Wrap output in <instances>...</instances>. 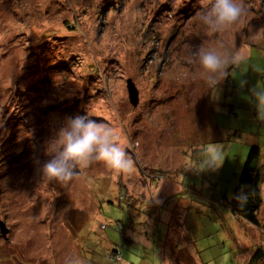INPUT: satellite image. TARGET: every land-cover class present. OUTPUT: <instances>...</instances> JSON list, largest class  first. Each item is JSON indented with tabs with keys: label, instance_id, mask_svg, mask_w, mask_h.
<instances>
[{
	"label": "rangeland",
	"instance_id": "rangeland-1",
	"mask_svg": "<svg viewBox=\"0 0 264 264\" xmlns=\"http://www.w3.org/2000/svg\"><path fill=\"white\" fill-rule=\"evenodd\" d=\"M242 3L212 33L199 19L208 0H0V149L14 156L0 159V264H250L264 183L262 229L218 199L231 197L247 133L264 160V0ZM220 45L243 59L214 85L190 53ZM76 116L111 127L132 169L93 162L66 184L42 179L45 142ZM213 145L223 162L204 168Z\"/></svg>",
	"mask_w": 264,
	"mask_h": 264
},
{
	"label": "clouds",
	"instance_id": "clouds-1",
	"mask_svg": "<svg viewBox=\"0 0 264 264\" xmlns=\"http://www.w3.org/2000/svg\"><path fill=\"white\" fill-rule=\"evenodd\" d=\"M246 12L242 0H208V5L200 12L199 19L209 32H221L235 24ZM223 46L200 47L190 55L195 57L207 80L217 85V78L224 75L230 63H238L242 57L227 50ZM254 95L260 104H264V91H255ZM48 159L40 167L42 179L61 183L70 182L78 170L88 168L93 162H102L116 173H126L133 167V161L122 143L118 142L114 130L108 125L89 119L88 116L68 118L44 145ZM223 162V154L213 145L205 167L218 168L213 161ZM203 168V169H204ZM236 199H243L241 193ZM119 259V258H118ZM67 264H82L76 257ZM119 264H126L119 259Z\"/></svg>",
	"mask_w": 264,
	"mask_h": 264
},
{
	"label": "trees",
	"instance_id": "trees-1",
	"mask_svg": "<svg viewBox=\"0 0 264 264\" xmlns=\"http://www.w3.org/2000/svg\"><path fill=\"white\" fill-rule=\"evenodd\" d=\"M235 65V64H234ZM231 65V68L234 66ZM234 69V68H233ZM229 71V70H228ZM230 73V71H229ZM226 83H229V75L227 73L226 75ZM230 84V83H229ZM37 97V95H36ZM27 108V104L24 105ZM230 115H234L233 109H230L229 112ZM247 138L249 139L247 141V152L245 155V161L244 164L239 171L238 174L236 172L234 173V176H236V179L234 177L233 181V190L230 199H228L227 192L223 193L222 196H219V203L221 205H224V202H226L225 206L231 213V215L241 221H245L249 224H252L256 226L258 229H262L263 224L261 223V220L258 217L259 212L261 211V208L263 206V197L261 194V186L264 183V164H263V153L262 149L258 143L257 135L256 134H246ZM246 141V140H245ZM246 143V142H245ZM8 147H4L0 149V159L7 160V164L11 165V162H14V156L11 154H6L8 152ZM190 169V166H188L187 163H181L178 168L172 169L171 173H180L181 171H184V169ZM171 170V169H170ZM80 170H78L79 172ZM154 171V170H153ZM158 171V177L164 178L165 172L162 170ZM116 173V172H115ZM126 176V175H125ZM148 177L151 176L147 175ZM128 176L124 177L123 175H118L116 178L117 180V186L123 185L122 182L126 184L127 181H130L127 179ZM120 178V179H119ZM165 178H171V177H165ZM141 181V179H140ZM138 183L140 185H143V182ZM130 185V183H129ZM128 185V187H129ZM147 185L148 184H144ZM140 187V186H139ZM131 188V187H130ZM131 190V189H130ZM137 188L135 192H137ZM134 192V191H133ZM241 193L243 196V199H236L235 197L237 194ZM130 200V199H128ZM118 224V223H117ZM260 234V233H259ZM261 238V236H260ZM262 243L264 239L261 238ZM114 252H118L117 248H115ZM119 254V253H118ZM264 259V246L255 248L252 251L250 264H260V261ZM164 257L162 258L161 262L159 264H162ZM115 261L116 259L113 257H110V261ZM149 260L146 262V264H149Z\"/></svg>",
	"mask_w": 264,
	"mask_h": 264
},
{
	"label": "water",
	"instance_id": "water-1",
	"mask_svg": "<svg viewBox=\"0 0 264 264\" xmlns=\"http://www.w3.org/2000/svg\"><path fill=\"white\" fill-rule=\"evenodd\" d=\"M126 89L128 93V101L133 107H135L138 104V91L134 83L130 79L126 81ZM0 231L1 234L5 237L8 230L7 228H5L2 222H0Z\"/></svg>",
	"mask_w": 264,
	"mask_h": 264
},
{
	"label": "crops",
	"instance_id": "crops-1",
	"mask_svg": "<svg viewBox=\"0 0 264 264\" xmlns=\"http://www.w3.org/2000/svg\"><path fill=\"white\" fill-rule=\"evenodd\" d=\"M237 170H234V173L236 172Z\"/></svg>",
	"mask_w": 264,
	"mask_h": 264
}]
</instances>
